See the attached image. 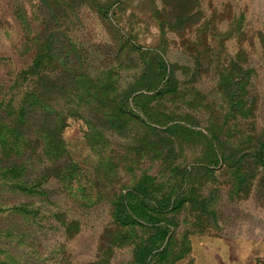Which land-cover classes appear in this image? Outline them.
I'll list each match as a JSON object with an SVG mask.
<instances>
[{
	"label": "rangeland",
	"instance_id": "374dc122",
	"mask_svg": "<svg viewBox=\"0 0 264 264\" xmlns=\"http://www.w3.org/2000/svg\"><path fill=\"white\" fill-rule=\"evenodd\" d=\"M46 24L57 48L64 39L76 54L46 48ZM49 51L65 63L41 83L26 76ZM150 51L178 81L175 94L140 102L162 126L131 102L138 116L117 131L97 103L71 94L79 74L96 81L112 72L120 95L140 79ZM231 70L248 82L241 110L221 84ZM46 85L64 144L55 161L45 156L36 111L31 126L19 125L18 112L38 106L27 95ZM0 127L10 132L0 168L23 170L0 169V264H140L153 223L171 239L150 264H264V0H0ZM187 127L201 134L183 137ZM158 145L169 158L155 154ZM144 176L153 179L147 189L138 187ZM119 203L150 215L119 227ZM22 207L31 214L15 211Z\"/></svg>",
	"mask_w": 264,
	"mask_h": 264
},
{
	"label": "trees",
	"instance_id": "16d2710c",
	"mask_svg": "<svg viewBox=\"0 0 264 264\" xmlns=\"http://www.w3.org/2000/svg\"><path fill=\"white\" fill-rule=\"evenodd\" d=\"M45 2L47 0H44ZM50 14H52V17L55 15V11L53 9H50ZM48 15V14H47ZM49 18H51L48 15ZM180 22H183L184 19L181 18L179 20ZM59 25V20H58ZM47 29L45 32L47 35H45V38L47 41L45 42L44 46L50 50H54L62 54V52H65L64 54H69L71 52L70 50L73 49L74 54H76L77 49L72 44L70 45V50L66 52V48L68 45H65L64 39L62 41V44L59 48H57L58 41L54 40L55 34V28L53 30L49 29V26H47ZM49 32V34H48ZM65 38V37H64ZM148 60L146 61V66L143 74L141 75L140 79L134 83L131 84L126 91H123L120 93V95H117L118 90L115 89V87L110 83L111 80L114 78V74L112 72H109L107 74L102 75L99 79L96 81H93L90 79V77L85 74L81 75L79 74L76 78V81L72 84L73 88H75L76 92H70L68 86L64 88L63 92L65 91L67 93L76 94L79 95V98H85L88 97L91 101L98 104V109L104 113L105 119L107 120L108 124L110 125V128L115 129L117 131H123L125 127H127V120L129 116L137 117L135 110L130 107L133 105L132 103H137V107L140 110L139 112H143L144 115H148L151 118V121L153 123L158 124V126H162L163 123L157 118H153V116L150 114L148 110V103L145 105H142L141 103L143 101H152L156 100L158 98L165 97L168 94H175L177 92L176 85L178 83L177 76L173 70L170 69L169 65L165 61L162 54H159L155 52L154 56L152 54V51L147 55ZM57 63H65L63 59L59 57V55H53L51 51L49 52H42L32 63L29 70H27L26 76H39L38 82H44L43 76L45 71L51 70L53 71L55 69V65ZM65 66V65H64ZM69 66V65H67ZM71 70V69H70ZM222 87L224 88V92L228 98V101L233 104L237 110H241L244 107L245 104V90L246 84L244 82L245 76L242 75L237 70H231L227 71L222 74ZM27 80V79H26ZM247 81V80H245ZM48 84V83H46ZM58 85L57 83H55ZM47 89L43 91L42 95H27V99L29 102H33L34 104H38L36 108H40L38 110H47L50 113V121L48 119L45 120V115L39 113L36 108L31 109V111L27 110L26 108H22L20 112H18L19 115V125H30V118L28 116H33L31 113L32 111H36L35 118L39 121L42 120V124L40 125V128L38 129L39 132L42 133V138L45 140L46 149H45V156L51 160H58L63 156L64 153V144L61 142V138L59 137L60 128H55V120L52 121L51 117L53 115V110L48 105H45L44 98L49 93L50 87L49 85H46ZM69 93V94H70ZM116 93V95H115ZM44 96V97H43ZM43 97V98H42ZM83 100V99H82ZM43 101V102H42ZM47 101V100H45ZM132 102V103H131ZM141 102V103H140ZM30 103V105H31ZM32 106V105H31ZM33 107V106H32ZM130 108V109H129ZM45 120V121H44ZM57 120V119H56ZM169 123H166L165 126H167ZM55 128V129H54ZM178 125L174 124L168 127L166 130L170 134H174L177 132ZM188 130L186 132H181L186 138L189 137L190 132H194L197 134H201L200 132H195L191 130L190 127H187ZM9 130L4 132L2 127H0V141L2 145H4L5 151L8 152L9 143H8V136H9ZM180 133V132H178ZM12 134L15 135H21L22 133H19L17 130L13 131ZM181 136V135H180ZM161 145H158V147H153V151L155 154H158V157L161 158H169L164 157V150L163 148L160 149ZM2 169V168H0ZM6 172V174H3L5 176H8L9 174L19 175V172H23V170H13V169H2ZM148 183L152 184L153 179L151 177L144 176L138 187L145 188ZM25 193L29 194L30 189H22ZM141 190V189H138ZM169 198V196H168ZM167 198V199H168ZM182 201H180L177 209L180 208ZM130 205V204H129ZM173 208V207H172ZM176 209V208H174ZM148 208L145 207L143 211L138 210L137 207H131L129 208V211L124 208L123 204L119 203L115 206V213H114V219L116 224L119 227L122 228H133L137 224H140L139 221L136 219V217H145L144 214L149 213ZM17 213H19L21 216L27 217L29 214H31L30 210H28L26 207H22L15 210ZM153 211V210H152ZM156 211V210H154ZM157 213H162L160 210L156 211ZM153 221L156 222L155 219L151 218ZM158 223L151 224L152 228L156 233L152 235L147 242L141 246V248L137 251V258L138 262L140 264H150V258L156 253L159 252L160 249L162 250L159 252L160 254H167L168 253V247L170 244V231L167 228L157 226ZM157 228V229H156ZM166 246L164 247V243H166Z\"/></svg>",
	"mask_w": 264,
	"mask_h": 264
},
{
	"label": "crops",
	"instance_id": "0c3cea01",
	"mask_svg": "<svg viewBox=\"0 0 264 264\" xmlns=\"http://www.w3.org/2000/svg\"><path fill=\"white\" fill-rule=\"evenodd\" d=\"M264 257V256H263Z\"/></svg>",
	"mask_w": 264,
	"mask_h": 264
}]
</instances>
